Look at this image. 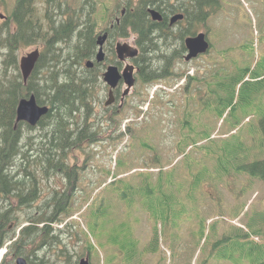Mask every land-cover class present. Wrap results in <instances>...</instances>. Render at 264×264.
I'll return each instance as SVG.
<instances>
[{
  "label": "trees",
  "instance_id": "16d2710c",
  "mask_svg": "<svg viewBox=\"0 0 264 264\" xmlns=\"http://www.w3.org/2000/svg\"><path fill=\"white\" fill-rule=\"evenodd\" d=\"M83 2L80 6L79 4L72 6L74 4L72 1L45 0L40 12L33 0H17L12 17L4 26L5 30L0 28V207H2L0 249L15 238L16 230L21 223L17 205L19 209L35 208L33 202L41 197L42 180L40 178L48 179L52 169L55 168L60 169L69 181L74 182L75 169L66 163L64 157L68 151L79 148L86 140L89 142L94 140L90 131L91 126L87 123L92 114V108L88 106V103L93 99L92 89L103 84L101 75L104 67L102 64H96L94 68L88 69L85 63L95 60L100 26L102 31L105 26L111 34V47L108 46V49L113 47L117 39L136 36L135 42L140 49V54L134 62L138 68L139 80L143 86H146L173 75V66L183 58L186 52L185 39L203 29L213 13L218 12L222 7L219 4L214 5L209 0H126V6L122 7L125 14L120 16L119 23L116 20L114 29H111V24L98 15L97 1ZM150 7L162 13V22L151 20L148 14ZM63 9L65 11H62ZM120 9L119 7L117 12L121 11ZM176 13L186 15L185 28L169 27L168 18ZM12 23L15 25V30L8 28ZM36 44L43 45V52L25 87L20 76L8 75L9 70L17 63V50L20 47ZM226 67L227 65L223 63L218 70L217 68L212 70L209 82L211 81L210 84L215 87L216 97L211 99L217 105L223 104L219 110L221 117L228 111H234L239 104L245 103L256 107L260 114L259 127L264 143V101L262 102L263 97H257L260 90L257 86L264 84L263 75L258 72L251 73L250 68L239 65H235L228 72ZM184 74V72L181 73L177 78ZM247 77L249 80H246ZM199 84L197 76L190 77L186 88L189 90L197 86V90ZM201 85L208 86V82L202 81ZM32 94L40 105L50 107L49 113L38 124V127L43 130L47 143L41 144L33 152L32 156H37L36 160L29 159L28 154L32 144L23 141L24 134H34L35 128L23 122L18 124L17 129L14 128L19 100ZM192 98L185 97L187 104L184 110H189ZM202 100L203 97H200V102ZM78 115H82L83 118L79 119ZM87 130L89 134L84 135ZM238 142H240V136H238ZM184 144L189 145L183 138V141L178 144L180 153ZM27 146L30 147L28 151L24 149ZM152 150L154 157H149V161L150 165L156 168L160 165L161 158L158 151L153 147ZM229 150L231 149L229 148L227 152ZM231 151L234 156L232 162L235 163L237 150ZM189 155H192L194 159L193 154ZM187 156L188 154L185 157ZM162 166L163 163L158 167L160 169L158 173L151 172L152 193L157 198L155 203L160 197H169L171 204L167 208L164 206L158 208L153 205L146 210L149 220L157 224L151 227L150 241L142 242L136 230L129 225L123 227L120 232L116 227L117 223L114 225L115 219H109L108 222L112 228L107 236L108 239L103 243L110 246L116 254H110L105 264H114L117 260H120V264H145L148 256H156L158 253L161 256L160 247L166 243L172 251V257L176 258V246L183 239L184 230L181 225L180 227L178 225L192 221L194 216L196 218L197 199L189 196L188 189L185 194L182 193L184 192L182 186L175 178V167L167 171L163 170ZM241 167L237 173L249 174L253 179L257 178L264 183V159H255ZM147 172H141L140 176L145 177ZM154 178H156L155 181ZM198 186L196 185L194 189L192 184L188 185L189 189L194 190L195 193ZM245 188L246 185L241 188L242 192ZM72 191L71 186H65L54 191L55 200L54 197L45 199L44 206L27 219L29 225L21 230L15 241H12L8 247L9 252L1 264H16L17 257H24L28 264H58V261H51L53 258L41 255L40 252L50 255L53 246H59L64 227L55 230L52 224L62 222L71 216ZM190 199L195 200V203ZM4 201L7 208H3ZM178 201L180 204H177ZM244 206L245 204H242V208ZM165 216H167V223L158 226V222L165 220ZM91 217L94 223L101 218L98 214ZM234 217H238V211ZM206 221V218H202V224H206ZM42 223L45 225L40 227ZM249 224L252 233L239 228L236 232L232 231L233 234L231 232L230 236H223L224 241L228 239L234 254L239 253L236 257H239L241 262L239 261L238 264H242L246 256L245 252L252 264H264V243L260 244L251 237V234L263 235L264 226H261L263 221L252 218ZM259 226L261 229H258ZM114 229L116 235H114ZM205 230L202 227L198 239L194 228L189 229L190 238L188 242L182 243V246L186 243L182 251L192 254V251L201 244ZM85 236L87 241H91L86 233ZM103 238L102 234L101 240ZM88 251L90 254L96 252L91 242L88 243ZM56 259L59 260V257Z\"/></svg>",
  "mask_w": 264,
  "mask_h": 264
},
{
  "label": "rangeland",
  "instance_id": "374dc122",
  "mask_svg": "<svg viewBox=\"0 0 264 264\" xmlns=\"http://www.w3.org/2000/svg\"><path fill=\"white\" fill-rule=\"evenodd\" d=\"M95 1L100 11L98 15L106 22L114 21L118 0ZM219 1L222 4L221 11L212 16L206 23V28L203 29L211 32L209 38L215 50L209 58L198 59L187 65L179 63L178 72L188 69L191 75L210 73L206 71L209 67H219L212 62L216 58L224 61L228 71H231L235 65H239L250 68L251 73H261L264 83V0ZM15 2L16 0H0V28L4 29L6 24L1 16H7L9 21ZM44 2L45 0L36 1L35 6L40 12ZM216 3L219 2L216 1ZM8 28L15 30V25L12 23ZM101 32L102 26L98 34ZM37 46L39 45L20 47L17 50L18 62L22 56ZM225 48H227V54L221 53V50ZM208 61H211L213 65ZM17 74H20L19 68L13 67L8 75ZM182 82L181 78L165 80V84H159L162 86L155 92L154 97H151L152 88L147 89L137 82L132 94L128 96L126 105L118 115L112 113V110H116V106L120 105L121 98L116 102L114 109L109 107L108 111L105 107L108 90H103L106 87L98 85L94 87V90L92 89L94 93L91 102L95 104V111L92 112L87 123L91 126L90 131L94 140L86 141L84 146L68 151L64 157L70 167L76 168L79 177L78 188L71 192V216L53 224L55 230L64 227L61 233L62 240L59 246H53L50 255L42 251L41 255L50 256L51 259L53 258L51 261L56 260L58 264H79L80 260L87 256H90L91 264H105L104 261L110 254H116L110 246L103 243L108 239L107 236L112 228L108 222L109 219H115L114 225L117 223L116 227L120 232L123 227L129 225L136 230L142 242L150 241V230L156 222L149 220L146 210L153 205L158 208L162 206L167 208L171 204V198L160 197L155 203L157 198L152 193L151 172L148 171L145 177H141V168L147 171V168L153 167L149 161V157H154L152 147L158 151L161 158L160 165L156 168L160 167L161 163L163 166H169L183 152L188 151V145L185 144L182 146L181 153L178 150V144L184 138L188 141L190 148L195 146V149L189 151L194 159L192 155H188L178 160L175 165L177 168L174 169L175 178L181 184L183 194L188 189L189 196L196 197V218L193 217L190 221L192 223L185 222L178 225L179 227L181 225L184 230L183 239L176 246L175 259L172 257V251H168L169 246L167 248L163 244L160 247L161 256L159 253L156 256H148L145 264H238L239 261L241 262V259L236 257L239 253L234 254L232 245L228 243V239L224 241L223 236H230L232 231L236 232L240 227L252 233L249 224L252 218L262 217V226H264V184L248 174L237 173L248 161H254L256 158L264 159L263 135L259 127L260 114L256 107L244 103L237 105L234 111H228L221 117L219 110L223 104L217 105L212 101L211 98L216 97V94L214 85L210 84L211 81L208 87L195 95L192 88L188 91L186 88L187 93H184L181 89H184L189 80ZM203 86L200 84L199 88ZM257 88L260 89L257 97H263L264 100V84L258 85ZM124 89L125 87L121 86V94ZM184 97H193L189 110H184L187 104ZM200 97H203L201 102ZM199 102L200 105H198ZM78 117L83 118L82 115ZM87 134H89L88 130L84 135ZM39 135L40 132L37 130L32 135L24 134L23 136V141L32 144L28 154L31 160L37 158L32 156L33 150L47 143L44 136L39 137ZM238 136H240V142H238ZM229 148L237 150L235 163L232 162L233 151L227 152ZM24 149L28 151L30 147L27 146ZM118 174L120 176L116 178ZM188 175L190 179H193L190 182H188ZM40 179L42 180L41 199L48 196L50 187L57 191L63 186L62 183L69 182V179L59 172L54 178L41 177ZM190 184L194 186V189L196 185H199L196 193L189 189ZM244 185L246 188L242 192L241 188ZM108 197H110L109 200ZM190 201L195 203L193 199ZM41 203L39 200L36 206ZM2 204L3 208H7L5 201ZM177 204H180V201ZM242 204L246 205L243 209ZM17 207L21 223L15 237H18L23 226L29 224L27 219L36 213L34 209H19V205ZM82 207L84 209L81 211ZM236 211H238L237 218L234 217ZM94 214L101 216L100 221L92 222L91 216ZM202 218L207 219L206 224H202ZM166 220L167 216L165 220L158 222V226L166 224ZM202 227L206 230L201 244L192 251V254L183 252L182 248L186 246V243L183 246L182 243L188 242L190 238L189 229L194 228L196 238L199 239ZM115 229L114 235H116ZM85 232L91 241L86 240ZM102 234L104 238L101 240ZM254 240L263 244L264 234L254 237ZM89 242L95 247L96 252L92 254L88 251ZM245 255L242 264H252L247 257V252ZM56 257H59V260ZM114 264H120V260Z\"/></svg>",
  "mask_w": 264,
  "mask_h": 264
},
{
  "label": "water",
  "instance_id": "95a60500",
  "mask_svg": "<svg viewBox=\"0 0 264 264\" xmlns=\"http://www.w3.org/2000/svg\"><path fill=\"white\" fill-rule=\"evenodd\" d=\"M154 20H161V16L158 12L152 11ZM183 15H177L173 17L172 23L182 19ZM107 39V35H104L99 39L100 49L97 54V62H103L105 59V53L103 50L104 43ZM186 46L189 51V54L186 56V60L189 61L192 58L197 57L199 54L205 53L209 49V43L205 39L204 34H199L197 37L188 38L186 40ZM116 53L118 59L120 61H126L127 59L134 58L138 55V50L131 47L127 43H118L116 46ZM40 57V50L36 48L32 52L28 53L26 56H23L20 60L21 71L24 77L25 84L31 73L33 72L38 59ZM93 62H87L88 67L93 66ZM124 78L125 83L127 84V89L125 91V95L130 92V89L135 84L136 80L134 78V67L128 65L125 67L122 73L119 72V68L117 66L108 67L106 73L104 74V80L111 87L110 91V99L107 101V105L112 103L113 93L112 89L117 87L119 81ZM49 112V108L44 106H39L37 104L36 98L32 95L29 98H23L19 102L18 110H17V122L25 121L30 125H36L42 116L46 115ZM17 264H27V261L24 258H18ZM80 264H89L88 260L83 259Z\"/></svg>",
  "mask_w": 264,
  "mask_h": 264
},
{
  "label": "flooded vegetation",
  "instance_id": "af4514ba",
  "mask_svg": "<svg viewBox=\"0 0 264 264\" xmlns=\"http://www.w3.org/2000/svg\"><path fill=\"white\" fill-rule=\"evenodd\" d=\"M112 53V55H113V52H111ZM111 57H113V56H111ZM111 59V58H110ZM120 69L122 70L123 69V65H120ZM120 88H121V86H120ZM120 88H118V90H117V92H116V90H115V97H116V100H115V104H116V102H117V100L118 99H120L121 98V96H122V94H121V92H120ZM91 104H93V103H88V105L90 106ZM114 104V105H115ZM95 111V110H94ZM51 188V187H50Z\"/></svg>",
  "mask_w": 264,
  "mask_h": 264
},
{
  "label": "bare ground",
  "instance_id": "6f19581e",
  "mask_svg": "<svg viewBox=\"0 0 264 264\" xmlns=\"http://www.w3.org/2000/svg\"><path fill=\"white\" fill-rule=\"evenodd\" d=\"M3 255V252L0 253V257Z\"/></svg>",
  "mask_w": 264,
  "mask_h": 264
}]
</instances>
